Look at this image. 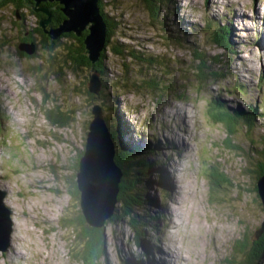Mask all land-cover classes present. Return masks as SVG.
<instances>
[{
  "label": "rangeland",
  "instance_id": "1",
  "mask_svg": "<svg viewBox=\"0 0 264 264\" xmlns=\"http://www.w3.org/2000/svg\"><path fill=\"white\" fill-rule=\"evenodd\" d=\"M102 2L115 22L109 42L107 32L103 50L107 54L103 63L111 73L104 102L99 96L103 87L93 85L99 88L96 93L90 89L89 82L95 73L89 69L76 75L74 71H65V80L62 81L46 68L43 69L46 72L31 70L37 62L40 65L39 59L50 57L49 51L39 49L38 59L34 60L27 57L25 50L20 51L17 43L22 36L35 33L39 17L27 6H22L23 17H18V6L12 0L0 6V27L3 28L0 31V47H3L0 48V113L3 118V124H0V178L3 176L0 186L6 188L4 202L13 211L11 217L14 221L10 246L7 250L0 249V264H82L70 255L67 236L72 228L64 227L63 222L77 210V200L71 197V181L74 177L78 181L81 158L86 150L87 125L93 119L94 106H101L102 102L105 104V107L101 106L105 118L106 110L110 116L127 113L137 125L131 129L141 134L138 137L156 135L164 138L165 131H171L170 145L164 147L165 154L160 158L167 169L164 176L170 185L167 190L169 197L160 200L157 188H152L150 194L156 197L158 204L155 208L146 206L144 209L148 212V223L152 222L157 228L156 231L154 227L147 228L145 238L156 246L159 258L165 264H227L223 259L231 256L232 246L241 234L264 218L259 193L252 191L253 180L247 175L248 169L256 164L248 161L249 150L259 147V144L264 148V132L256 134L259 129L255 131L264 126V105L261 102L263 107L250 113L249 121L240 118L238 132L232 138L241 149L235 151L226 147L225 126L216 123L209 113V97L219 92L221 98H234L245 108L259 102L262 96L264 101L261 75V72L264 74V52L254 44L248 45L250 40H246L252 30L258 31L252 34V39L257 41L261 37L256 45L264 50V14L253 16L256 10L264 11V0H160L153 6L148 5V0ZM228 12V18L235 22L230 23L235 49L225 50L211 42L207 24L211 20L227 23L225 15ZM214 14L220 17L216 19ZM163 20L167 21L171 32L161 30ZM180 21L198 22L199 36L183 34L185 36L181 37L187 42L167 43L171 41L166 36L174 35ZM260 31H263L262 36ZM35 37L41 40L36 33ZM66 37L69 38L64 36L61 42L76 43L79 38L77 35ZM237 37H242L238 47L235 45ZM118 42L121 46L136 47L138 59L122 58L116 54L113 47ZM60 45L63 46L59 41L57 48ZM189 45L202 48L208 58L221 59L220 64L213 65L221 67V79L207 80L205 84L202 81L198 83L195 75L185 79L194 65ZM130 49L136 53L134 48ZM151 54L158 56V65L152 75L150 67L153 65L141 63ZM255 59L257 71L252 83L241 80L243 73L255 71L256 66L249 64ZM89 75L88 84H83ZM153 78H158L152 86L154 88L149 83ZM238 81L246 84L249 92L241 93ZM162 83L168 88L162 90ZM153 90H157L156 96ZM177 93H181L179 97ZM72 105H75L77 113L71 126L55 125L45 113L47 109L56 107L71 109ZM180 115L188 120L189 126L176 117ZM244 124L249 126V132L242 126ZM207 142L209 149L203 155ZM79 155L76 175L74 168ZM208 156L212 157L211 163ZM212 167L223 174L228 171L234 182V187L227 182L219 187L224 191L221 193L225 199L223 204L211 201L207 173ZM237 183H243L242 188ZM121 219L117 224L110 222L107 226L106 264H123L122 261L131 254L141 255V248L133 238L135 226L133 228L128 219ZM140 227L146 228L143 222ZM20 236L24 240L21 241ZM17 249L20 251L18 255ZM260 264H264V259Z\"/></svg>",
  "mask_w": 264,
  "mask_h": 264
},
{
  "label": "trees",
  "instance_id": "2",
  "mask_svg": "<svg viewBox=\"0 0 264 264\" xmlns=\"http://www.w3.org/2000/svg\"><path fill=\"white\" fill-rule=\"evenodd\" d=\"M6 1L4 0L0 2V6H2ZM16 3L18 6V17H21L22 6L27 8H30L39 17V25L35 29V33L38 34V36L41 38L38 39L35 37V33L31 32L29 35H24L22 38L18 41L17 47H19L20 51V45L21 44H32L34 51L32 53H28L27 57H30V59H38L39 56V49H45L49 51L50 57L45 59H39L40 65L34 64L31 68L34 72L38 73V70L47 69L49 71H52L51 73L57 77L58 80L64 79L63 75L66 71H71L80 74V72H83L86 69H89L90 72H99L100 73V79L102 81V90H100V98H103V102L107 96L105 95L106 89L108 87L107 85V79L110 77L111 73L107 71V68L105 64L103 63L106 59V51L102 52V55L99 60L96 62H93L89 54L87 53L86 44H85V35L89 33V29H87L86 33H83V36H78L76 43H71L70 41L67 42H61V38L65 36V38H69L66 36H74L77 35L75 32L72 31V33H65L61 32L57 38L51 39L48 30L59 27L63 21L65 20L66 16L62 9L63 5L59 1H46V2H40V4L36 3V0H29L32 5L28 3L27 0H12ZM147 1V0H146ZM160 0H148V5L153 6L156 5ZM98 5L100 6V12L103 15V18L107 25V32H108V42L109 37L111 34V29L115 28L114 26V19L109 16L107 11H105L103 7L102 0H98ZM105 6V4H104ZM41 7H51V14L48 15L45 11L40 9ZM52 7H54L52 9ZM39 8V9H37ZM153 9V7H151ZM158 13V12H157ZM172 14L168 15V18L171 17ZM23 17V15H22ZM48 17H50V22L45 27L41 26V22L46 20ZM167 21L163 20V27L162 31H172L171 27L166 25ZM0 31H3V28L0 27ZM69 32V31H68ZM218 32V33H217ZM217 32H213L212 34V41H214L215 44L221 45V46H228V42L230 41V34L228 33L227 29H221ZM221 33V34H220ZM10 34V33H9ZM191 33H187V35H190ZM183 35L182 32L178 31L176 34L174 32L173 34H169L166 36L167 40L171 42L167 43H182L187 42L184 41L181 37ZM193 36H197V33H193ZM9 36V35H8ZM185 36V35H183ZM164 38V41H166ZM196 39V38H195ZM194 39V40H195ZM197 40V39H196ZM62 44L57 48V46ZM2 42V41H0ZM2 44V43H1ZM58 44V45H57ZM194 45V42L192 43ZM192 45H189L188 49L189 52H191L194 56V65L189 71L190 74L185 75V79H191L190 75H195L197 78V82H203L205 84V81L207 80H217L221 79L223 75L222 72H220L221 67H214L215 64H220L221 59H215L210 56L209 58L206 56L207 53L203 52L202 48L200 47H191ZM2 46V45H0ZM130 47L134 48L136 50V47L133 45H127L124 46L118 42L117 46L114 45L113 51L120 55V57H135L138 59V52L136 50V53H134ZM3 48V47H0ZM38 50V52H37ZM24 50H22L23 52ZM1 53V50H0ZM20 55H23L21 52H17ZM1 55V54H0ZM157 59L158 56L155 55H148V57H145L142 59L141 63H144L145 65H153V67H150V75H152L157 68ZM35 63V62H34ZM44 63H47L45 67ZM211 63V64H210ZM199 65V66H197ZM40 66V67H39ZM160 66V65H159ZM167 68V67H166ZM170 70V69H169ZM44 71V70H43ZM162 71V70H159ZM46 72V71H44ZM65 72V73H66ZM86 76L85 81L83 84H88L89 79ZM163 78H165L163 76ZM158 78H153L149 81L151 87L155 86L156 80ZM65 80V79H64ZM193 80V79H192ZM66 81L70 82L66 79ZM126 85V84H125ZM124 85V86H125ZM159 87V86H158ZM171 87V86H170ZM154 88V87H152ZM162 90L163 88H168V85H163L160 87ZM172 89V88H170ZM175 89V88H174ZM80 91V90H77ZM86 91L89 93V96H92V92L89 91L88 87H86ZM157 91V90H156ZM153 90L155 96L157 95V92ZM83 92V90H82ZM181 93H177V97H179ZM109 99V97H108ZM110 100V99H109ZM213 106L211 105V108L209 110V113L212 117V119L219 124H223L225 126V133L227 135V142L226 147L230 150H238L240 147L238 145H235V142L233 141V135L238 132L239 127L238 120L242 118V120H245L246 122L249 121L248 116L250 115V108L248 107V111L243 109L242 107L238 106L236 108H230V110H227V104L223 102L221 97H218V100H213ZM102 102V101H101ZM102 102L101 106L105 107V104ZM107 102V101H106ZM104 105V106H103ZM220 108L222 111H220ZM252 110L251 109V113ZM69 111H72L73 113H69ZM79 111V110H78ZM48 119L50 122H52L55 125H62V126H71L73 125V122L76 121V107L75 105L71 106V109H61V108H50L45 111ZM107 117H104V120L106 122V125L110 131L111 138L115 142V152H116V164L121 169L122 172V178L120 182V189L117 194V202L115 205V210L111 218H109L106 223L102 227H92L88 224L86 217L82 211L81 205H80V196L81 191L79 189L77 177L72 179V190L71 197H73L75 200V207L76 211H70L72 212V217L66 218L63 222V226L66 228H72L70 235L67 236V239L69 241L68 247L70 248V255L74 258V261L81 262L82 264H106L107 263V226L111 222L112 224H117V221L128 219V222L130 225L134 228L135 226V238L137 240L138 245H142V236L145 233V229L140 227L141 222L144 224H147L146 215L148 212H145L144 209L147 204L151 203V200L146 195V189L148 188V184L151 181V177L148 174V168L150 167L149 162L145 159H142L138 155V149H136L132 143L129 142L126 138V128L125 123L122 121V117L120 118V114H113L110 116L108 114V110H106ZM113 116V118H112ZM112 119L114 121H112ZM241 120V119H240ZM3 118L0 113V124H3ZM91 122V120H90ZM90 122L87 127H90ZM116 122V123H115ZM115 123V124H114ZM246 129L249 128V126H246V124L242 125ZM252 128V127H251ZM252 130V129H251ZM247 132H249L247 130ZM235 137V136H234ZM251 142H253L251 140ZM259 147L256 148L252 147L249 150L248 156L249 162H254L255 167H252L248 169L247 175H249L253 180V189L252 191L258 192V180L259 178L264 174V148L263 144H259ZM241 149V148H240ZM245 149V148H244ZM263 150V151H262ZM247 151V149H245ZM79 158L77 157V162L74 168V173L77 175L78 169H79ZM252 158V160H251ZM146 168V170H145ZM218 168L212 167V170H209L207 173V178L210 183L211 188V201L212 203H218L223 204L225 203V199L222 197V194L224 191H221L219 187H222V184L224 182H227V184H232L234 187V182L229 178L228 171L226 173H221L220 171H217ZM145 171V175L144 172ZM243 183H237V186H240L242 188ZM245 190L246 188L243 187ZM248 191V190H247ZM261 201V198H260ZM262 210L264 211L263 203L261 201ZM71 216V213H69ZM263 220L262 222L254 225L249 226L245 232L241 234V236L238 238L237 242L233 244L232 254L231 256L224 257V262L227 264H260L262 260L264 259V229L261 233H257L259 229L263 227ZM123 264H129L127 261H122Z\"/></svg>",
  "mask_w": 264,
  "mask_h": 264
},
{
  "label": "water",
  "instance_id": "3",
  "mask_svg": "<svg viewBox=\"0 0 264 264\" xmlns=\"http://www.w3.org/2000/svg\"><path fill=\"white\" fill-rule=\"evenodd\" d=\"M42 1L47 0H36V3L40 4ZM48 1H59L66 16L59 27L48 30L50 38H57L61 32L66 31L83 36V30L88 28L89 33L85 35L86 51L93 62L99 60L107 40V25L100 12L98 0ZM40 9L48 15L51 14V7ZM48 22L50 17L42 21L41 26L46 29ZM20 48L28 53L34 51L32 44H21ZM94 73L89 86L91 91L96 93L102 87V81L100 73ZM97 84L99 88L93 87ZM92 112L93 119L87 133L86 150L81 158V170L78 173V187L81 191L80 205L87 222L93 226H103L114 213L121 172L114 162L115 147L101 106L95 105ZM258 193L264 207V174L258 180ZM4 197L5 192H0V249L7 250L12 241L14 221L11 217L13 211L5 204ZM263 229L264 220L263 227L257 233H261Z\"/></svg>",
  "mask_w": 264,
  "mask_h": 264
},
{
  "label": "bare ground",
  "instance_id": "4",
  "mask_svg": "<svg viewBox=\"0 0 264 264\" xmlns=\"http://www.w3.org/2000/svg\"><path fill=\"white\" fill-rule=\"evenodd\" d=\"M110 132V131H109ZM113 142V144H115V142L114 141H112ZM115 147V146H114ZM115 158H116V152L114 153V162H115V164H116V161H115ZM116 166H117V164H116ZM118 167V166H117ZM118 169L120 170V172H121V169L118 167ZM121 178H122V172H121ZM120 181H121V179H119ZM118 189H120V187H119V185H118ZM116 199H117V197H116ZM89 224V223H88ZM89 225H91V224H89ZM92 227H102V226H93V225H91ZM15 234V233H14ZM15 237H16V235H15ZM20 238V240L22 241V240H24V238H22L21 236L19 237ZM179 243H181V242H179ZM178 243V244H179ZM182 245V244H181ZM178 247H180V246H178ZM180 249V248H179ZM18 252H20L18 249H17V251H16V254L18 255ZM181 253V252H180Z\"/></svg>",
  "mask_w": 264,
  "mask_h": 264
}]
</instances>
